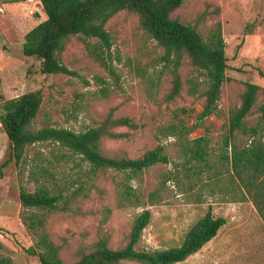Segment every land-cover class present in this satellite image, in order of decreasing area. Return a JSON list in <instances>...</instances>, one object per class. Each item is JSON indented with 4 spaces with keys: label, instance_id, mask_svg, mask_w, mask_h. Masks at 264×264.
I'll use <instances>...</instances> for the list:
<instances>
[{
    "label": "rangeland",
    "instance_id": "obj_1",
    "mask_svg": "<svg viewBox=\"0 0 264 264\" xmlns=\"http://www.w3.org/2000/svg\"><path fill=\"white\" fill-rule=\"evenodd\" d=\"M205 12L206 19L200 21ZM172 17L191 25L199 21L204 37L212 26H222L227 80L218 110L202 122L198 119L205 98L192 97L187 81H203L204 75L185 58L179 69L182 92L173 101L167 100L173 86L171 66L162 59L163 48L141 28L137 14L122 11L106 25L113 38L110 64L114 75L88 54L77 36L66 41L61 54L62 62L75 75H45L40 60L23 54L19 19L36 27L47 19L43 5L37 0H0V95H7L14 86L23 94L42 91L43 102L32 129L82 132L100 125L114 110V118L128 117L139 128H114L113 132L128 136L104 137L100 144L103 155L138 159L161 143L169 157V163L131 178L114 170L93 174L81 156L55 143L29 145L16 162L0 126V257L10 259L11 264H41L38 256L27 252L36 240L21 219L20 192L23 188L34 192L46 184L66 198L79 190L69 212L51 213L46 222L65 264L77 263L102 237L112 249L126 246L134 219L144 210L152 218L137 246L140 251L181 245L191 227L212 212L215 218H225L226 224L198 253L178 264H264V220L223 160L230 112L241 106L247 83L261 87L247 118L250 126L259 121L258 107L264 103V78L259 74L264 71V0H186ZM178 119L188 127L199 124L189 140L206 139L208 165L192 161L177 138L156 137L159 127ZM235 140L243 146L250 138L237 134ZM124 190L134 191L138 200H124ZM153 193L157 196L151 199Z\"/></svg>",
    "mask_w": 264,
    "mask_h": 264
},
{
    "label": "trees",
    "instance_id": "obj_2",
    "mask_svg": "<svg viewBox=\"0 0 264 264\" xmlns=\"http://www.w3.org/2000/svg\"><path fill=\"white\" fill-rule=\"evenodd\" d=\"M43 5L47 19L31 27L29 23L19 18L21 31L24 35L23 54L25 57L37 58L41 61V72L45 75H75L61 59L66 41L73 36L79 37L86 46L88 54L101 66L114 75L112 61L113 38L106 25L111 18L122 11H129L139 16L141 28L163 48L162 57L170 68L172 75V90L167 100L173 101L183 89L184 83L179 72L185 58L200 71L205 80L190 79L189 94L197 99L205 98L203 110L199 115L202 122L218 110L222 87L227 80L228 58L226 42L220 23L212 26L207 37L199 31V21L196 25L186 24L173 18L186 0H37ZM218 13V10H216ZM200 21L207 17L206 12L200 14ZM95 40L96 42H91ZM264 78V71H259ZM206 85V89L202 86ZM261 87L247 83L242 95V104L230 112L228 131L224 136L223 160L230 165L233 178L241 191L249 197L258 213L264 220V103L258 107L259 121L250 126L247 118L252 115L257 104ZM9 94V95H8ZM7 95L1 94L0 126L5 130L10 141L11 159L19 162L26 148L36 143H55L68 149L73 154L82 157L91 166L93 174L106 170L125 173L128 178L142 174L147 169L169 163L165 146L159 145L145 153L141 158L107 157L101 152V140L110 136L122 138L128 134L115 133L116 127H126L137 130L139 125L128 117L114 118L111 110L105 120L98 126L82 132L71 129L44 127L32 129L42 102L41 90L23 94L17 87H11ZM185 113V110H181ZM199 124L188 127L184 120L158 128L156 137L160 135L177 138L183 151L191 155L192 161L207 164L208 145L204 137L189 140V136ZM237 134L250 138L246 145L236 142ZM224 165V162H220ZM65 196L63 192L53 187L41 184L34 192L23 188L20 192V202L24 209L21 214L23 223L35 237L36 244L27 249L32 256H38L41 264H65L60 256L61 248L51 239L46 222L51 213L56 211L69 212L70 204L78 195ZM157 194L153 193V199ZM124 200L138 196L134 191L124 190ZM152 214L144 210L133 222L129 242L120 249H112L107 238H100L89 253H83L75 264H122L134 261L140 264H178L198 253L211 242L220 229L226 224V219L215 218L208 212L185 235L181 245L168 249L152 251L137 249L144 230L151 222ZM0 264H11L8 258L0 257Z\"/></svg>",
    "mask_w": 264,
    "mask_h": 264
},
{
    "label": "built area",
    "instance_id": "obj_3",
    "mask_svg": "<svg viewBox=\"0 0 264 264\" xmlns=\"http://www.w3.org/2000/svg\"><path fill=\"white\" fill-rule=\"evenodd\" d=\"M30 2L33 1V0H29Z\"/></svg>",
    "mask_w": 264,
    "mask_h": 264
}]
</instances>
